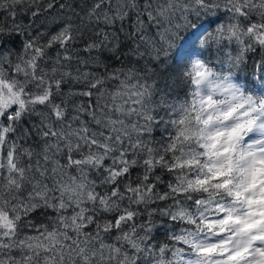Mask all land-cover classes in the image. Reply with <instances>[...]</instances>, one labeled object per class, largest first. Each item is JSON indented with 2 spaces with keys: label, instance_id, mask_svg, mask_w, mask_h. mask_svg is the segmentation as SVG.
Returning a JSON list of instances; mask_svg holds the SVG:
<instances>
[{
  "label": "snow or ice",
  "instance_id": "obj_1",
  "mask_svg": "<svg viewBox=\"0 0 264 264\" xmlns=\"http://www.w3.org/2000/svg\"><path fill=\"white\" fill-rule=\"evenodd\" d=\"M0 12V264H264V0Z\"/></svg>",
  "mask_w": 264,
  "mask_h": 264
},
{
  "label": "trees",
  "instance_id": "obj_2",
  "mask_svg": "<svg viewBox=\"0 0 264 264\" xmlns=\"http://www.w3.org/2000/svg\"><path fill=\"white\" fill-rule=\"evenodd\" d=\"M48 0H42V6H46ZM77 2H79V0H77ZM51 12L52 15H58L61 10L59 9L58 5H56L54 7L53 10H49ZM44 17L42 16L41 19H43ZM13 17L11 16H8L6 13H3V12H0V24H3V23H7V24H10L11 21H12ZM15 19L18 23H27L30 21L31 19V16H30V11H18L17 12V15L15 16ZM74 23H78V21H74ZM44 41L41 40V43H43ZM84 46V43L83 42H80L78 44L75 45V47L77 49H82ZM197 46H198V42H197ZM16 47L19 48V43L17 42L16 44ZM127 50V45L124 46V49L123 51H126ZM55 54H56V49H50L49 52H48V55L51 56V57H55ZM80 55L84 56L86 55L85 53L83 52H80ZM106 62L112 66V67H116V68H120L122 67L123 65L116 61L115 59H107ZM131 62V58H128V59H125L124 60V63L125 64H129ZM51 64V61H49V65ZM75 66V65H74ZM172 81L170 80L169 83H171ZM76 88H81L82 86H75ZM68 90V87L67 86H64V91L67 92ZM186 93H187V89L183 86H180L178 85V82H177V86H173L172 88L168 89V99L170 101H179V100H182V99H185L186 98ZM74 102L75 103H80L81 100H84L85 102L87 101V98H84V97H74ZM57 102H59V98H57ZM35 119V117L33 118ZM29 143L31 144L32 142L29 141ZM33 147H35V145L33 144ZM25 163H27V159L25 158ZM139 174V170H136L133 172V179H135L136 175ZM47 223V220L44 218V217H41V216H37V217H34L33 218V223H36V224H40V223ZM167 228L168 226H165V227H162L160 228V230L158 232H155L153 233V236H154V239L152 240V244L154 246H158V245H161V244H164V243H167V236H166V232H167ZM24 232L27 233V234H35L34 233V230H29L27 228L24 229Z\"/></svg>",
  "mask_w": 264,
  "mask_h": 264
},
{
  "label": "rangeland",
  "instance_id": "obj_3",
  "mask_svg": "<svg viewBox=\"0 0 264 264\" xmlns=\"http://www.w3.org/2000/svg\"><path fill=\"white\" fill-rule=\"evenodd\" d=\"M196 58V57H193V59Z\"/></svg>",
  "mask_w": 264,
  "mask_h": 264
}]
</instances>
